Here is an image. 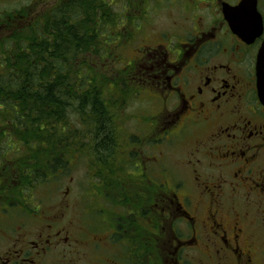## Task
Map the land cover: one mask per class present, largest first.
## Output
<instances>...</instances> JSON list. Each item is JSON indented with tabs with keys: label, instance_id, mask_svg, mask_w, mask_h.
I'll list each match as a JSON object with an SVG mask.
<instances>
[{
	"label": "rangeland",
	"instance_id": "obj_1",
	"mask_svg": "<svg viewBox=\"0 0 264 264\" xmlns=\"http://www.w3.org/2000/svg\"><path fill=\"white\" fill-rule=\"evenodd\" d=\"M118 1L119 4L112 5V8L118 10L119 14L124 15L127 9H131L126 0ZM158 1L162 2L157 5L158 2L153 0L146 4L147 14H142V19L133 20L130 24L128 19L124 21L127 22L130 33L127 38L120 40V47L114 49L122 62L118 63V59L116 62L111 61L114 64L111 66L115 69L126 71L125 65L130 62V67L135 71L132 64L135 61V65H138V56L145 52L148 46L164 42L161 36L172 32L175 27L183 30L192 23L185 20L183 14L186 0ZM58 2L59 0H0V6L10 12L0 21V43L15 30L22 29L34 19L40 18ZM114 2L117 3L116 0ZM133 2L137 0H132ZM262 6L264 12V0ZM104 73L108 75L106 71ZM129 90L126 89L127 92ZM143 92L135 98L130 97L124 107L117 111L120 120L117 129L128 142L124 143L127 150L120 142L123 154L115 152L114 158L121 161V165H115L114 161L117 160H114L108 163L103 172L100 166L93 165L94 162L88 155H71L64 175L31 185L24 191V201L19 204L18 200L15 201L14 206L17 207L9 212L4 213L0 209V254H6L9 249H13L14 244L11 242L16 238L24 237L38 242L40 227L48 224L50 218H53L52 232H59L60 243L48 251L47 261L51 260L48 264H165L164 251H169L170 242L165 236L169 229L168 220L163 216L161 209L168 202L166 193L160 190L162 183L166 188L168 180L178 181L179 184L183 182L186 188L177 192L178 200L182 201L185 195L191 198L200 196L198 190L191 186L195 174L200 173L212 179L218 176V171L212 167L216 163L212 156L206 160L202 158V162L197 165L189 163L194 159V148L199 147L201 143H208L205 139L207 131L204 128L191 129L188 133L177 136L178 138L168 136L167 140L162 139L157 145H154V142L143 144L145 138L163 136L165 129V115L158 105L159 102L150 99L151 91L147 92L148 94ZM150 116L155 120L152 126ZM146 117L149 119H145ZM2 150L5 151V143L0 146V170L6 166L2 164L6 154L2 153ZM126 151L130 160L124 157ZM140 162L141 165L146 163V168L143 169L145 174L142 179L139 176L134 180L136 163ZM14 163L15 161H12L11 165L14 166ZM96 172H100L101 176L97 177ZM165 172L166 177L163 175ZM20 182L21 180L13 182V187L18 186ZM2 191L3 188L0 187V192ZM17 192V189H12L11 197H16ZM169 197H172L171 192ZM8 198L6 192L0 194V200H15ZM196 203L199 208L198 216L201 218L197 219L207 222L211 211L208 202L204 199ZM224 204L225 210L231 206L240 209L242 213L246 212L247 206L239 196L226 195ZM3 205L4 202H0V206ZM224 206L222 205V208ZM34 207L39 209L35 214H30L31 211L27 208ZM253 213L250 211L248 221L243 222L248 223L245 227L247 235L252 232L254 262L264 264V223L260 220L252 224L251 221L255 219ZM223 215L224 213H221V216ZM232 221V216H225L223 225L231 229ZM257 228L259 234L255 232ZM177 230L186 232L181 225ZM48 233L44 228L39 239L44 240ZM66 237L68 241L65 242ZM197 238L198 242L200 241L198 245L190 251H185V257L181 259L189 260L193 264H198L199 259H202V264H218L215 253L217 247L208 239L217 241L211 237H207L206 241V237L200 236V233ZM168 255L171 256L169 252ZM172 262L174 264V261Z\"/></svg>",
	"mask_w": 264,
	"mask_h": 264
},
{
	"label": "flooded vegetation",
	"instance_id": "obj_2",
	"mask_svg": "<svg viewBox=\"0 0 264 264\" xmlns=\"http://www.w3.org/2000/svg\"><path fill=\"white\" fill-rule=\"evenodd\" d=\"M240 2L189 0L187 4L186 0L183 14L185 20L193 24L183 30L175 27L172 32L163 34L165 43L148 46L138 56V65L132 62L136 69L133 78L144 83L151 94L160 99L165 115L164 135L160 140L186 134L191 129H206L208 143L194 148V159L189 163L197 165L202 158L206 160L212 156L216 162L212 167L218 171V176L212 179L195 174L191 186L200 196L185 195L182 201L178 200L177 192L186 188L183 182L168 180L166 188L162 183L165 189L161 187L160 190L166 193L168 202L161 209L169 224L165 236L170 242L168 252L171 255L164 251L165 264H173L172 261L193 264L181 257L198 245L199 233L206 241L207 237L217 241L208 239L217 247L218 264H256L252 232L247 235L248 223L243 221H248V213L253 211L255 219L251 223L260 220L264 223V106L258 98L255 75L257 53L264 40V12L262 0H257L262 33L252 41L243 39L233 31L224 15L225 6L236 7ZM226 195L239 196L247 206L246 212L231 206L225 210ZM194 199L208 202L211 211L207 222L197 219L200 218L199 208ZM0 207L7 213L17 206L4 204ZM38 209L27 208L30 214ZM225 216L233 217L231 229L223 225ZM53 224L54 219L50 218L48 224L40 227L38 242L24 237L12 240L14 247L0 254V264H48L51 261H47L48 251L60 243L59 232H52ZM179 225L185 233L177 230ZM44 228L49 233L42 240L39 236ZM255 232L258 233V228ZM262 251L264 253V246ZM202 262L198 260V264Z\"/></svg>",
	"mask_w": 264,
	"mask_h": 264
},
{
	"label": "trees",
	"instance_id": "obj_3",
	"mask_svg": "<svg viewBox=\"0 0 264 264\" xmlns=\"http://www.w3.org/2000/svg\"><path fill=\"white\" fill-rule=\"evenodd\" d=\"M116 1L59 0L1 41L0 146L5 143L2 164L6 166L0 170V187L15 200L0 202L14 206L24 200L31 185L64 175L71 155H88L105 172L108 163L117 160L115 152L123 154L120 142L127 150L117 129V111L130 97L149 90L133 78L130 62L121 71L111 61L121 62L114 49L129 36L124 21L142 19L146 4L153 0H126L131 9L124 15L113 10ZM9 13L0 6V21ZM149 93L152 101L160 102ZM150 122L152 126L154 118ZM160 141V137L145 138L143 144ZM141 164L136 163L134 180L145 174L146 164ZM12 189L18 190L16 197H11Z\"/></svg>",
	"mask_w": 264,
	"mask_h": 264
},
{
	"label": "water",
	"instance_id": "obj_4",
	"mask_svg": "<svg viewBox=\"0 0 264 264\" xmlns=\"http://www.w3.org/2000/svg\"><path fill=\"white\" fill-rule=\"evenodd\" d=\"M224 15L233 31L243 39L252 41L262 33V16L257 10V0H241L236 7L227 5ZM255 75L258 98L264 106V40L257 53Z\"/></svg>",
	"mask_w": 264,
	"mask_h": 264
}]
</instances>
